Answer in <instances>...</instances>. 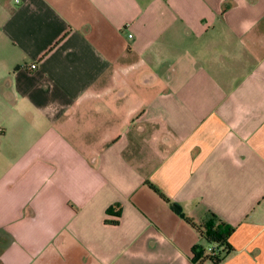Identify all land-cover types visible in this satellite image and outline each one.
Returning <instances> with one entry per match:
<instances>
[{
  "label": "crops",
  "instance_id": "0c3cea01",
  "mask_svg": "<svg viewBox=\"0 0 264 264\" xmlns=\"http://www.w3.org/2000/svg\"><path fill=\"white\" fill-rule=\"evenodd\" d=\"M0 233V264H264V0H0Z\"/></svg>",
  "mask_w": 264,
  "mask_h": 264
},
{
  "label": "trees",
  "instance_id": "16d2710c",
  "mask_svg": "<svg viewBox=\"0 0 264 264\" xmlns=\"http://www.w3.org/2000/svg\"><path fill=\"white\" fill-rule=\"evenodd\" d=\"M158 190V189H157ZM160 192V191H159ZM164 197L165 195L161 193ZM175 208L179 211V208L174 204ZM112 210V207L108 209V212ZM121 214V207L118 211ZM186 220L193 225L206 240L209 245H215L219 251L217 255L213 256L207 253V249L202 245H195L193 247V258L197 262H201L205 259H211L215 263L221 261L223 253L231 249L229 238L235 230V226L223 221L218 215L211 212L209 217L203 222H196L193 218L187 217ZM106 222H110L108 219ZM119 221H113V224H117Z\"/></svg>",
  "mask_w": 264,
  "mask_h": 264
},
{
  "label": "built area",
  "instance_id": "2783aa9c",
  "mask_svg": "<svg viewBox=\"0 0 264 264\" xmlns=\"http://www.w3.org/2000/svg\"><path fill=\"white\" fill-rule=\"evenodd\" d=\"M130 36H132V34H130ZM36 67H37V64H36V63H33V64L31 65V68H32V69H34V68H36ZM218 251H219V249H218L217 246H215V245H211V246L209 247V250H207V253L210 254V255L215 256V255H217Z\"/></svg>",
  "mask_w": 264,
  "mask_h": 264
},
{
  "label": "rangeland",
  "instance_id": "374dc122",
  "mask_svg": "<svg viewBox=\"0 0 264 264\" xmlns=\"http://www.w3.org/2000/svg\"><path fill=\"white\" fill-rule=\"evenodd\" d=\"M7 239L4 233H0V241H2V239ZM1 247V244H0Z\"/></svg>",
  "mask_w": 264,
  "mask_h": 264
}]
</instances>
